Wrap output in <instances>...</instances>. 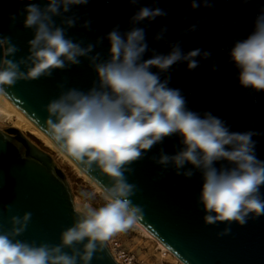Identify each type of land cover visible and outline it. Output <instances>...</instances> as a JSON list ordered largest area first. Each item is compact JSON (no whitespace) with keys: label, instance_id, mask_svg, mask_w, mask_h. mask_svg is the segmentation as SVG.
Masks as SVG:
<instances>
[{"label":"clouds","instance_id":"clouds-1","mask_svg":"<svg viewBox=\"0 0 264 264\" xmlns=\"http://www.w3.org/2000/svg\"><path fill=\"white\" fill-rule=\"evenodd\" d=\"M88 2L47 0L43 8L29 3L21 11V15L26 13L23 27L33 29L34 36L28 41V55L15 60L10 57H15L19 49L10 37L0 34V94L5 92V86H14L20 80L51 77L54 70L79 65L81 57L89 61L97 76L93 87L87 92L68 89L50 100L46 105L47 125L63 152L86 168L95 165L111 179L104 189L106 202L99 208L88 203L78 206L74 223L62 231L57 245L16 239L26 231L32 214L12 216L11 229L0 231V264H90L114 233L134 225L142 214V208L131 200L139 191L127 180L126 174L133 172L131 165L176 134L180 147L174 154L161 148L150 159L165 170L171 166L176 175L185 178H191L193 170L201 173L198 204L205 213L203 222L226 225L217 237L230 235L232 222L243 226L250 214L253 219L264 215V198L260 194L264 161L256 158L252 140L258 133L231 132L223 120L211 113L201 116L188 110L181 91L168 87L170 77L162 81L159 73L151 71L154 67L161 73L168 72L182 61L187 62L188 70H194L199 66L195 58L207 59L211 53L194 49L184 54L177 42L167 55L153 50L152 58L144 60L148 50L144 29L132 28L121 34L117 26L107 34L108 58L103 59L99 52L91 55L104 37L98 38L96 44L74 42L66 32L79 17L64 15L71 6ZM130 2L135 4L137 0ZM204 3L210 7L207 0ZM198 6L192 0V8ZM165 14L160 9L143 7L131 22ZM53 17H61L63 26H58ZM10 20L14 26L16 16L11 15ZM90 23L86 21L82 27L87 29ZM194 29L195 26L190 30ZM164 31L161 29L155 39H162ZM230 57L239 69L240 85L264 91V14L257 16L254 31L234 44ZM58 87L63 89L64 85ZM219 161H227L233 167L217 169L214 165ZM186 165L191 168L184 170ZM76 245H82V249ZM65 249H70V253Z\"/></svg>","mask_w":264,"mask_h":264},{"label":"water","instance_id":"water-1","mask_svg":"<svg viewBox=\"0 0 264 264\" xmlns=\"http://www.w3.org/2000/svg\"><path fill=\"white\" fill-rule=\"evenodd\" d=\"M196 2L199 6L194 9L192 0H137L135 4L130 0H89L86 5L71 6V11L64 14L79 17L66 34L74 42L83 40L85 45L96 44L98 38L104 37L91 53L99 52L103 59L108 58L110 47L107 34L117 26L121 34L132 28L144 29L148 45L144 60L152 58L153 50L167 55L177 42L184 54L194 49L210 52L207 59L195 58L199 66L194 70H188L187 62L182 61L168 72L161 73L154 67L151 71L159 73L162 81L170 77L168 87L181 91L188 110L201 116L211 113L223 120L231 132L258 133L252 136L254 151L256 158L264 161V91L242 87L239 69L230 57L234 44L254 31L257 16L264 14V0H207L210 7L205 6L204 0ZM29 3L43 8L47 0H0V34L10 37L19 49L10 59L19 60L28 55V41L33 38L34 30L23 27L26 13H20ZM143 7L160 9L166 14L133 24L131 18ZM11 15L16 16L14 26ZM53 19L63 26L61 17ZM86 21L91 22L87 29L82 27ZM193 26L195 29L190 30ZM161 29H166L163 38L156 40ZM80 61L79 65L54 70L51 77L20 80L14 86H5L2 93L59 149L48 130L46 105L62 91L75 88L87 92L93 87L96 73L86 58L81 57ZM21 70H25L23 66ZM60 84L64 85L63 89L58 87ZM179 147L180 137L173 135L131 165L133 172L126 174L127 180L139 189L131 200L142 208L136 222L182 264H264V215L253 219L250 214L243 226L232 222L231 234L217 237L226 225L203 222L205 213L198 204L203 183L201 173L193 170L194 175L185 178L176 175L171 166L165 170L150 159L161 148L174 154ZM63 153L103 191L110 185L111 179L95 165L86 168ZM214 166L233 167L227 161L216 162ZM189 168L191 165H186L184 170ZM161 172L163 176L157 178ZM260 194L264 198V185ZM25 212L32 214L31 221L16 239L37 245L59 244L60 234L74 223L77 215L67 177L53 158L21 131L0 130V231H9L10 218ZM76 247L82 249V245ZM90 264L119 263L106 241Z\"/></svg>","mask_w":264,"mask_h":264},{"label":"rangeland","instance_id":"rangeland-1","mask_svg":"<svg viewBox=\"0 0 264 264\" xmlns=\"http://www.w3.org/2000/svg\"><path fill=\"white\" fill-rule=\"evenodd\" d=\"M4 127L0 130L5 131L12 128V124L5 120ZM22 132V131H21ZM31 142L40 149L48 153L59 169L67 177V181L74 195L75 205L82 207L85 203L94 208H99L105 204L103 194L99 192L91 181L79 174V172L63 157L54 150L49 149L45 144L27 131L22 132ZM116 244L117 248L130 254L135 258L136 264H182L171 254L163 255L157 241L145 236L135 225L126 230L114 233L108 240Z\"/></svg>","mask_w":264,"mask_h":264},{"label":"bare ground","instance_id":"bare-ground-1","mask_svg":"<svg viewBox=\"0 0 264 264\" xmlns=\"http://www.w3.org/2000/svg\"><path fill=\"white\" fill-rule=\"evenodd\" d=\"M9 121L12 125V128H15L19 131H27L39 140H41L46 147L51 150L57 151L65 161L70 163L82 176L87 178L91 183L94 184L96 189L101 192L104 196V191L93 181L91 180L76 164H74L39 128H37L22 112L15 108L2 94H0V129L4 127L3 121ZM76 204V203H75ZM76 206V205H75ZM78 207V206H77ZM134 225L148 238L153 241H157L149 232H147L140 224L137 222ZM158 243V246L163 252V255L171 254L167 248H165L161 243ZM177 260V258H175Z\"/></svg>","mask_w":264,"mask_h":264},{"label":"built area","instance_id":"built-area-1","mask_svg":"<svg viewBox=\"0 0 264 264\" xmlns=\"http://www.w3.org/2000/svg\"><path fill=\"white\" fill-rule=\"evenodd\" d=\"M108 246L111 250V253L114 257V259L119 263V264H136L135 258L131 256L130 254H127L126 252L120 250V248L116 247V244L113 242L107 241Z\"/></svg>","mask_w":264,"mask_h":264}]
</instances>
